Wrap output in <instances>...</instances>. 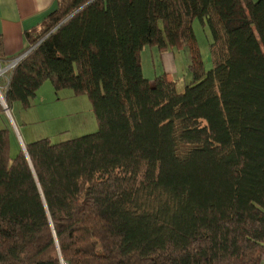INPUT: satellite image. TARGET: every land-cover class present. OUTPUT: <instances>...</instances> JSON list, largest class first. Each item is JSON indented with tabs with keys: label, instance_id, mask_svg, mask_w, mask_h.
<instances>
[{
	"label": "trees",
	"instance_id": "16d2710c",
	"mask_svg": "<svg viewBox=\"0 0 264 264\" xmlns=\"http://www.w3.org/2000/svg\"><path fill=\"white\" fill-rule=\"evenodd\" d=\"M26 40L8 108L50 80L99 127L15 157L0 129V264L263 263L264 0H59ZM148 47L189 49L193 83L145 74Z\"/></svg>",
	"mask_w": 264,
	"mask_h": 264
},
{
	"label": "rangeland",
	"instance_id": "374dc122",
	"mask_svg": "<svg viewBox=\"0 0 264 264\" xmlns=\"http://www.w3.org/2000/svg\"><path fill=\"white\" fill-rule=\"evenodd\" d=\"M193 27L205 67L210 69L213 65L210 30L204 28L199 19L194 20ZM151 49L148 47L143 52V65L145 74L152 78L162 69L163 62L160 55L153 58L152 51L156 52L157 49ZM167 52L172 54L177 68V73L170 78L179 80L178 89H184L186 85L193 83L189 67V49ZM0 92V96L5 99L2 87ZM98 127L92 102L87 94H76L71 88L56 90L50 80L45 81L40 87L28 108L23 107L20 102H15L8 110L4 107L0 109V129H8L11 134L13 157L24 149L22 143L27 144L44 138L50 139L52 143H58L93 133Z\"/></svg>",
	"mask_w": 264,
	"mask_h": 264
},
{
	"label": "crops",
	"instance_id": "0c3cea01",
	"mask_svg": "<svg viewBox=\"0 0 264 264\" xmlns=\"http://www.w3.org/2000/svg\"><path fill=\"white\" fill-rule=\"evenodd\" d=\"M58 1L0 0V56H3L4 60L22 52L27 45L26 32L40 27L46 16L56 7ZM158 55L163 62L162 71L172 75L177 73L171 53L167 51L153 52L154 58ZM12 142L11 139V146ZM262 264H264V260Z\"/></svg>",
	"mask_w": 264,
	"mask_h": 264
},
{
	"label": "water",
	"instance_id": "95a60500",
	"mask_svg": "<svg viewBox=\"0 0 264 264\" xmlns=\"http://www.w3.org/2000/svg\"><path fill=\"white\" fill-rule=\"evenodd\" d=\"M4 99V97H1L0 96V102H1V104L3 105V107L6 109V110H8L9 108H8V106H7V104H6V100L4 99V101H5V103L3 102V99ZM26 153H27V149H26V146L24 145V149H23ZM28 154V153H27Z\"/></svg>",
	"mask_w": 264,
	"mask_h": 264
},
{
	"label": "built area",
	"instance_id": "2783aa9c",
	"mask_svg": "<svg viewBox=\"0 0 264 264\" xmlns=\"http://www.w3.org/2000/svg\"><path fill=\"white\" fill-rule=\"evenodd\" d=\"M15 62H16V60L12 61V62L9 64V66H8L9 68H8V67H7V68H8V69L13 68V67L15 66ZM7 68H6V69H7ZM6 69H2V70H0V75H3V74L5 73L4 71H5Z\"/></svg>",
	"mask_w": 264,
	"mask_h": 264
},
{
	"label": "bare ground",
	"instance_id": "6f19581e",
	"mask_svg": "<svg viewBox=\"0 0 264 264\" xmlns=\"http://www.w3.org/2000/svg\"><path fill=\"white\" fill-rule=\"evenodd\" d=\"M1 93V92H0ZM4 103H5V101H4Z\"/></svg>",
	"mask_w": 264,
	"mask_h": 264
}]
</instances>
